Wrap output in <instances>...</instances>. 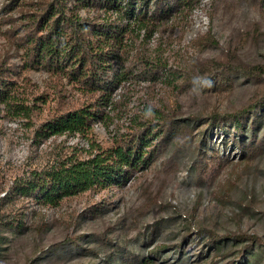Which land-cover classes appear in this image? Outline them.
<instances>
[{
	"label": "rangeland",
	"instance_id": "374dc122",
	"mask_svg": "<svg viewBox=\"0 0 264 264\" xmlns=\"http://www.w3.org/2000/svg\"><path fill=\"white\" fill-rule=\"evenodd\" d=\"M19 1L0 0V64L14 70L9 72L17 101L30 108L25 116L0 103V264H223L241 256L246 264H264V148L254 157H242L223 130H206L202 121L172 135L147 167L131 172L119 186L93 188L56 205L23 196L2 199L31 170L68 155L86 158L97 147H110L115 137L129 136L137 120L152 122L149 108L182 121L231 112L264 97V75L233 74L229 86L207 87L203 80L207 59L264 68V0H200L148 39L143 31L133 32L121 60L135 75L140 76L147 58H159L191 69L194 76L176 79V85L131 78L114 90L109 118L94 121L84 134L41 140L36 129L44 119L85 105L96 94L41 66L23 67L18 31L31 6ZM142 9L133 7L135 14ZM263 107L255 110L257 137L264 135ZM97 201L106 206L93 216L88 208ZM17 216L23 228L1 224ZM203 227L222 235H257L262 242L252 241L243 252L248 239L208 247L199 232ZM159 245L165 247L146 262L149 250Z\"/></svg>",
	"mask_w": 264,
	"mask_h": 264
},
{
	"label": "trees",
	"instance_id": "16d2710c",
	"mask_svg": "<svg viewBox=\"0 0 264 264\" xmlns=\"http://www.w3.org/2000/svg\"><path fill=\"white\" fill-rule=\"evenodd\" d=\"M20 0V5H29L31 10L24 27L18 31V45L23 48V67H43L55 75L66 77L67 81L82 90L96 94L94 100L85 105L70 107L53 113L44 119L36 129L37 139L59 134H84L94 121L107 119L108 109L113 106V92L121 83L131 78H142L153 82H178L179 78L189 81L194 73L191 69L171 66L166 60L147 58L146 65L139 67L140 76L135 75L132 66L122 61L131 48L130 35L143 31L150 38L168 23L191 12L200 0ZM138 4L143 9L134 13ZM81 10L85 14H81ZM114 14V18L112 15ZM206 39H210L208 34ZM207 75L203 80H211L217 86L231 85V75L243 74L258 77L264 75L262 66H245L241 63L207 59L204 63ZM148 69V70H146ZM14 70L0 64V103L12 113L29 116V107L18 102L15 94L16 82L10 77ZM204 81V83H205ZM264 97L257 98L240 108L208 116H191L180 121L169 118L165 113L149 108L152 122L137 120L127 137L114 138L107 148L97 147V151L86 158L68 155L41 170H31L17 179L2 199L14 196L31 197L42 204L56 205L67 197L87 190L104 189L121 185L133 171L142 170L155 159L159 149L169 138L192 128L195 122H206V130H223L241 152V156L254 157L264 148V135L257 137L260 123L255 113L257 106H264ZM264 108V107H263ZM249 123L247 126V118ZM186 120V121H185ZM187 120L194 123L189 126ZM249 131L248 136L244 131ZM205 131V130H204ZM227 140L225 139L224 143ZM200 144V142H199ZM204 154H206L204 152ZM207 155H205L206 157ZM204 157V158H205ZM106 206L97 201L88 210L93 216ZM1 224L12 229L23 228L22 216L15 220H2ZM204 243L208 247L227 239L233 241L250 240L245 249H251L252 241L261 239L257 235L244 233L218 234L210 228H200ZM74 241V240H70ZM149 250L146 262H152L160 248ZM251 250H249L250 252ZM152 261H150V259ZM243 258V256H241ZM228 260L223 264H246L245 261ZM195 264V263H194Z\"/></svg>",
	"mask_w": 264,
	"mask_h": 264
},
{
	"label": "clouds",
	"instance_id": "9594fccd",
	"mask_svg": "<svg viewBox=\"0 0 264 264\" xmlns=\"http://www.w3.org/2000/svg\"><path fill=\"white\" fill-rule=\"evenodd\" d=\"M205 83H206L207 87H211L212 86V81L211 80H206Z\"/></svg>",
	"mask_w": 264,
	"mask_h": 264
}]
</instances>
